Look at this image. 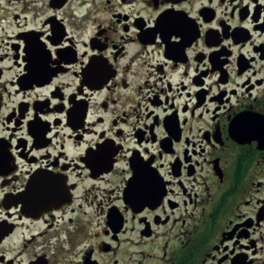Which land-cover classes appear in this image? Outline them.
Wrapping results in <instances>:
<instances>
[{
	"label": "flooded vegetation",
	"instance_id": "flooded-vegetation-1",
	"mask_svg": "<svg viewBox=\"0 0 264 264\" xmlns=\"http://www.w3.org/2000/svg\"><path fill=\"white\" fill-rule=\"evenodd\" d=\"M0 264H264V0H0Z\"/></svg>",
	"mask_w": 264,
	"mask_h": 264
},
{
	"label": "snow or ice",
	"instance_id": "snow-or-ice-1",
	"mask_svg": "<svg viewBox=\"0 0 264 264\" xmlns=\"http://www.w3.org/2000/svg\"><path fill=\"white\" fill-rule=\"evenodd\" d=\"M168 35H171V31L168 32ZM177 35H179L178 32H177ZM165 38H167V37H165ZM40 48H41V50H43L44 46L41 44V45H40ZM47 54H48V53L45 51V52H44V55L46 56ZM238 119H241V120H242V119H246V117H240V118H238Z\"/></svg>",
	"mask_w": 264,
	"mask_h": 264
}]
</instances>
